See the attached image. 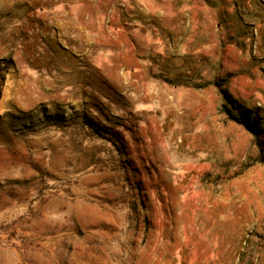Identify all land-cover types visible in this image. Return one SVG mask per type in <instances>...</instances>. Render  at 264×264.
<instances>
[{
    "label": "rangeland",
    "instance_id": "rangeland-1",
    "mask_svg": "<svg viewBox=\"0 0 264 264\" xmlns=\"http://www.w3.org/2000/svg\"><path fill=\"white\" fill-rule=\"evenodd\" d=\"M0 264H264V0H0Z\"/></svg>",
    "mask_w": 264,
    "mask_h": 264
}]
</instances>
